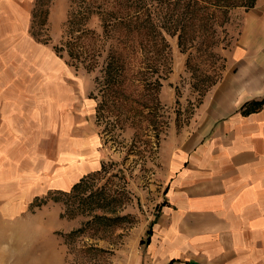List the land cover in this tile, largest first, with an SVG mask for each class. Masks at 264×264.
<instances>
[{
  "label": "rangeland",
  "instance_id": "374dc122",
  "mask_svg": "<svg viewBox=\"0 0 264 264\" xmlns=\"http://www.w3.org/2000/svg\"><path fill=\"white\" fill-rule=\"evenodd\" d=\"M78 4L0 0V171L9 162L27 167L39 160L53 182L55 175L73 176L80 164L87 171L67 188L52 184L43 193L13 192L0 182L6 191L0 192V264H149L141 241L162 214L175 158L187 145L209 140L219 123V98L228 95L224 73L248 9L231 10L213 62L187 68L177 36L165 34V51L148 61L140 53L130 58L122 83L105 89L100 66L88 69L56 51L72 32L68 20ZM218 75L201 95L202 83ZM89 159L97 165L88 167ZM8 174L5 181L14 182ZM89 175L86 190L77 192L114 199L103 209L92 199L81 213L73 203L78 197L62 193ZM94 215L101 218L87 223Z\"/></svg>",
  "mask_w": 264,
  "mask_h": 264
},
{
  "label": "crops",
  "instance_id": "0c3cea01",
  "mask_svg": "<svg viewBox=\"0 0 264 264\" xmlns=\"http://www.w3.org/2000/svg\"><path fill=\"white\" fill-rule=\"evenodd\" d=\"M241 13L224 73L228 95L219 98L215 114L219 123L209 140L187 145L173 162L165 205L146 245L149 264H264V104L243 112L264 99V0ZM231 99L239 106L232 108ZM86 163L94 167L97 160ZM79 166L53 182L41 160L27 167L9 162L0 182L16 187L13 192L43 193L52 184L67 188L87 172ZM6 171L14 182L5 181Z\"/></svg>",
  "mask_w": 264,
  "mask_h": 264
},
{
  "label": "trees",
  "instance_id": "16d2710c",
  "mask_svg": "<svg viewBox=\"0 0 264 264\" xmlns=\"http://www.w3.org/2000/svg\"><path fill=\"white\" fill-rule=\"evenodd\" d=\"M255 1L79 0L77 9L70 12L68 20L72 32L56 51L60 56L66 54L69 62L81 63L88 69L94 63L100 66L105 89L111 83H122L130 58L140 53L148 61L165 51L168 47L165 34L177 36L180 51L188 54L186 66L192 68L196 62L215 60L217 54L213 48L219 42V34L227 36L225 26L230 21L231 10L237 7L250 8ZM87 21H95L92 29L81 28ZM219 78V75L217 79L209 77V83H202L199 93L203 95ZM263 104L264 99L252 101L243 112L254 111ZM90 177L92 175L83 177L69 192L62 193L67 198L78 197V202L73 203H76L75 207L81 213L87 211L92 199L96 200L99 209L107 207L114 199L106 197L99 200V192H77L86 190L85 183ZM72 209H65V212L70 213ZM100 218V215H94L87 223ZM152 225L147 231V238L141 241L144 245L149 242ZM75 233L69 232L66 238H71Z\"/></svg>",
  "mask_w": 264,
  "mask_h": 264
}]
</instances>
